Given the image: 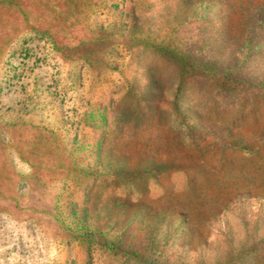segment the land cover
Listing matches in <instances>:
<instances>
[{
    "label": "rangeland",
    "instance_id": "374dc122",
    "mask_svg": "<svg viewBox=\"0 0 264 264\" xmlns=\"http://www.w3.org/2000/svg\"><path fill=\"white\" fill-rule=\"evenodd\" d=\"M0 264H264V0H0Z\"/></svg>",
    "mask_w": 264,
    "mask_h": 264
}]
</instances>
